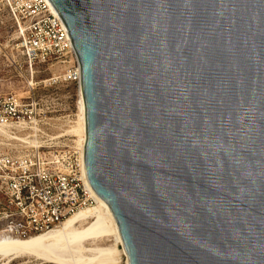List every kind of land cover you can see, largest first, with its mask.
<instances>
[{
  "label": "water",
  "instance_id": "1",
  "mask_svg": "<svg viewBox=\"0 0 264 264\" xmlns=\"http://www.w3.org/2000/svg\"><path fill=\"white\" fill-rule=\"evenodd\" d=\"M49 1L125 264H264V0Z\"/></svg>",
  "mask_w": 264,
  "mask_h": 264
},
{
  "label": "built area",
  "instance_id": "2",
  "mask_svg": "<svg viewBox=\"0 0 264 264\" xmlns=\"http://www.w3.org/2000/svg\"><path fill=\"white\" fill-rule=\"evenodd\" d=\"M15 23L14 48L32 79L38 64L59 65L47 86L80 85V66L68 31L46 0H0ZM10 65L19 64L13 60ZM20 67V66H19ZM35 101L0 91V128L36 124ZM34 112V113H33ZM0 150V238H25L58 227L94 203L83 174V145Z\"/></svg>",
  "mask_w": 264,
  "mask_h": 264
},
{
  "label": "rangeland",
  "instance_id": "3",
  "mask_svg": "<svg viewBox=\"0 0 264 264\" xmlns=\"http://www.w3.org/2000/svg\"><path fill=\"white\" fill-rule=\"evenodd\" d=\"M15 37V23L10 18L6 7L0 2V91L12 92L26 102H31L33 99L35 101L33 110L36 116V124L27 123L8 129L4 128L6 134L0 132L2 138H0V150H22L25 147L38 145L46 147L53 142L63 145L61 147L71 145L79 138L78 85L65 83L47 86L46 79L56 69H59V65L55 63L38 64L31 79L28 72L26 73L24 70L19 53L11 48ZM13 60L19 64L17 67L10 65ZM34 133H37V136ZM16 134L19 136L18 138ZM35 143L36 146H34ZM104 243H109V241ZM19 262L23 264L19 259L12 261L11 264H19Z\"/></svg>",
  "mask_w": 264,
  "mask_h": 264
},
{
  "label": "bare ground",
  "instance_id": "4",
  "mask_svg": "<svg viewBox=\"0 0 264 264\" xmlns=\"http://www.w3.org/2000/svg\"><path fill=\"white\" fill-rule=\"evenodd\" d=\"M46 2L58 15L51 2L49 0ZM78 89L79 138L76 142H80V145L84 147L85 107L81 88L78 87ZM0 132L6 134L3 128H0ZM16 136L19 137L17 134ZM82 160L84 182L94 198L93 205L79 209L68 216L58 227L47 232L32 234L25 238H0V264H11L12 261L18 259L22 260L23 264H125L123 245L115 220L106 203L96 195L86 178L84 149ZM105 241L109 243L105 244Z\"/></svg>",
  "mask_w": 264,
  "mask_h": 264
}]
</instances>
